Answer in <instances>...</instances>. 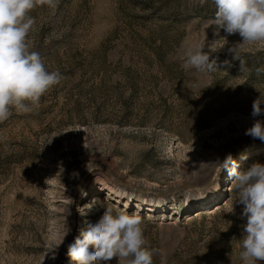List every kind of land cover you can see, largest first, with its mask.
I'll use <instances>...</instances> for the list:
<instances>
[{
    "label": "rangeland",
    "instance_id": "rangeland-1",
    "mask_svg": "<svg viewBox=\"0 0 264 264\" xmlns=\"http://www.w3.org/2000/svg\"><path fill=\"white\" fill-rule=\"evenodd\" d=\"M215 12L213 0H59L31 11V48L64 78L34 111L0 123V264H72L67 245L103 214L84 207L95 197L142 216L153 264H243V205L213 161L264 163V141L245 135L264 98V45L234 58L242 38L227 42ZM208 45L218 69L187 64L188 48Z\"/></svg>",
    "mask_w": 264,
    "mask_h": 264
},
{
    "label": "clouds",
    "instance_id": "clouds-1",
    "mask_svg": "<svg viewBox=\"0 0 264 264\" xmlns=\"http://www.w3.org/2000/svg\"><path fill=\"white\" fill-rule=\"evenodd\" d=\"M213 3L214 24L224 31V39L228 42L227 36L232 34L242 38L235 48L228 49L234 58L241 45H264V0H213ZM58 4L59 0H0V123L7 121L13 112L34 111L41 97L64 78L59 70L47 68L28 39L36 23L31 11L41 5L55 9ZM205 47L188 48L186 62L201 72L211 73L219 68L217 59H210L216 50L208 45L205 51ZM251 116L254 121L245 135L264 141V98L260 94L252 102ZM213 162L217 177L227 170L232 179L234 205H243L240 259L243 264H261L264 262V163L254 162L240 169L231 153ZM97 205L103 214L81 228L74 242L67 245L72 264H111L113 258L117 264H153L158 250L149 246L142 216L99 197L84 207L91 210ZM81 214L86 213L82 210Z\"/></svg>",
    "mask_w": 264,
    "mask_h": 264
},
{
    "label": "water",
    "instance_id": "water-1",
    "mask_svg": "<svg viewBox=\"0 0 264 264\" xmlns=\"http://www.w3.org/2000/svg\"><path fill=\"white\" fill-rule=\"evenodd\" d=\"M102 169L104 170V172L107 173V175L109 176V178H112L115 182H117V183L123 185L124 187H128V188L133 189V190H135V191H137V192H141V191H145V192H146L145 189H142V188L139 189V188H137V187L131 186V185L127 184V183L125 184L124 182L118 180V179L115 178V176H114L112 173H110L106 168H102Z\"/></svg>",
    "mask_w": 264,
    "mask_h": 264
},
{
    "label": "bare ground",
    "instance_id": "bare-ground-1",
    "mask_svg": "<svg viewBox=\"0 0 264 264\" xmlns=\"http://www.w3.org/2000/svg\"><path fill=\"white\" fill-rule=\"evenodd\" d=\"M217 177V176H216ZM214 184V182H212V180H209V181H201V182H199V184L197 185V187L196 188H191L190 189V191L187 193V194H189V195H191V193H193L194 191H198V190H200V189H202V188H206V187H208V186H210L211 184ZM187 192V191H186ZM185 192V193H186ZM184 193V194H185Z\"/></svg>",
    "mask_w": 264,
    "mask_h": 264
}]
</instances>
